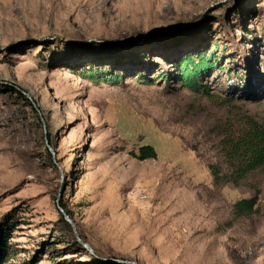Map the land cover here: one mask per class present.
<instances>
[{
	"label": "rangeland",
	"instance_id": "1",
	"mask_svg": "<svg viewBox=\"0 0 264 264\" xmlns=\"http://www.w3.org/2000/svg\"><path fill=\"white\" fill-rule=\"evenodd\" d=\"M241 115L264 116V0H0V264H264V174L236 218L253 189L208 169Z\"/></svg>",
	"mask_w": 264,
	"mask_h": 264
},
{
	"label": "trees",
	"instance_id": "2",
	"mask_svg": "<svg viewBox=\"0 0 264 264\" xmlns=\"http://www.w3.org/2000/svg\"><path fill=\"white\" fill-rule=\"evenodd\" d=\"M213 63L209 57L203 55L197 59L185 58L179 66V83L191 92L198 93L204 87L201 79L206 72H210ZM110 82V80H106ZM206 93V92H205ZM220 130L221 139L218 142L221 155L226 163V169L209 165L208 169L215 187L232 185L234 187L247 186L254 191L249 199H241L233 205L232 213L236 218H246L256 211L259 189L255 181L264 174V116L257 121L250 115H241L240 126L231 127L227 124ZM156 152L151 146H142L138 150V160L155 159ZM63 212L70 216L65 208ZM0 226V258L5 252L4 239L7 233Z\"/></svg>",
	"mask_w": 264,
	"mask_h": 264
},
{
	"label": "water",
	"instance_id": "3",
	"mask_svg": "<svg viewBox=\"0 0 264 264\" xmlns=\"http://www.w3.org/2000/svg\"><path fill=\"white\" fill-rule=\"evenodd\" d=\"M61 178H62V176H61ZM68 222H69V224L72 225V228L75 230V227H74L73 223L70 220ZM132 264H135V263H132Z\"/></svg>",
	"mask_w": 264,
	"mask_h": 264
}]
</instances>
